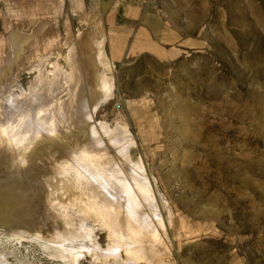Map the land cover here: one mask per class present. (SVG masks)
I'll return each instance as SVG.
<instances>
[{"label": "rangeland", "instance_id": "1", "mask_svg": "<svg viewBox=\"0 0 264 264\" xmlns=\"http://www.w3.org/2000/svg\"><path fill=\"white\" fill-rule=\"evenodd\" d=\"M5 1L0 0V9L14 22L0 16V55L10 51L12 28L30 32L45 19V38L34 51L45 54V75L50 79L61 67L64 77H73L69 52L77 44L84 61L81 46L94 29L100 0H15L17 9ZM118 23L124 24L121 31L113 27ZM101 28L103 34L110 31L103 43L108 56V38L110 44L132 36L138 40L133 53L118 60L110 56L106 74L113 91L93 113L96 125L105 121L116 127L118 121L130 129L129 151L134 161L140 158L158 200L165 225L156 221L161 239L153 246L136 243L145 252L137 264H264V0H118ZM24 54V68L11 83L15 92L30 91L37 74L25 68L38 55ZM79 122L61 132V138L71 132L61 139L69 150L89 145L92 123ZM100 132L109 151L102 157L121 163L116 145ZM1 139L0 189L6 182L2 158L6 166L12 164L8 142L0 134ZM34 148L24 161L34 176L42 177L44 158L64 160L70 154L46 137ZM94 228L106 247V230ZM7 235L0 227V253L12 251L9 263L65 264L36 240L11 245ZM80 264L94 262L86 254Z\"/></svg>", "mask_w": 264, "mask_h": 264}, {"label": "bare ground", "instance_id": "2", "mask_svg": "<svg viewBox=\"0 0 264 264\" xmlns=\"http://www.w3.org/2000/svg\"><path fill=\"white\" fill-rule=\"evenodd\" d=\"M12 1L6 0V5L17 9L18 3ZM100 2L101 9H98L99 4L95 5L96 14L93 13L94 29L81 46L85 47L84 61L80 58V47L77 44L70 46L73 77H64L65 69L59 66L58 71L54 70L56 73L53 71L54 77L47 79L45 75L48 73L45 54L34 52L36 44L46 35L48 22L45 19L36 23L30 32L11 29L8 36L10 51L0 55V112L3 118H0V134L8 142L12 160V164L6 166L2 158L5 171L1 179L5 178L6 182L0 189V227L8 234L11 245L15 241L21 243L24 238L36 240L49 256L65 264H80L86 254L94 264H137L142 260L143 248L136 243L152 242L153 246L160 242L156 221L162 227L165 225L157 212L158 200L147 180L145 168L140 158L133 160L135 156L129 151L134 144L130 129L118 121L116 127H109L105 121H100L101 126L95 123L93 113L113 91L111 78L106 74L111 60L103 46L105 33L101 22L118 5V0ZM0 16L8 24L14 22V17L11 19L3 9H0ZM27 52L38 57L25 70L37 74L30 91L16 88L15 92L11 83L18 77L19 68L25 65L20 63ZM88 72L90 77L84 76ZM3 77H8L9 82L4 84ZM78 91L79 102L76 103ZM82 111L86 120L82 119ZM79 121L85 125L92 123L89 145L83 151L69 150L61 139L70 135L67 132L61 138V132ZM100 129L116 145L115 149L120 151L123 159L120 162L129 165L128 168L112 158L109 162L102 157L108 145L102 139ZM45 137L64 146V151L70 154L61 157L64 160L44 158L41 164L38 162L42 177L34 176L28 167H24V161ZM4 144L1 139L0 146ZM168 211L169 221L173 223L171 210ZM91 217L93 221L95 218V224ZM95 225L106 230L109 240L106 247H102L95 237ZM10 253V250L0 253V264H11L7 260ZM18 264L32 263L18 260Z\"/></svg>", "mask_w": 264, "mask_h": 264}, {"label": "crops", "instance_id": "3", "mask_svg": "<svg viewBox=\"0 0 264 264\" xmlns=\"http://www.w3.org/2000/svg\"><path fill=\"white\" fill-rule=\"evenodd\" d=\"M111 15H113V13L110 14V16ZM113 27H115L117 31H121L118 28L124 27V24L118 23L117 25H114ZM108 32H110V31L106 30L105 34L107 35ZM129 32H133L132 34L135 35L137 31L136 30L134 31L132 29ZM132 38L133 39H130L129 41H126V38H121L120 41L117 44H113V43L110 44L111 40L108 38L106 44H107V47H108L109 55L111 57H113L114 59L118 60L120 58H123V56H126V55H129L130 53H133L134 52V48L137 46V45H135V42H137L138 40H137V38L135 39V37H133V36H132ZM110 56H109V58L111 59Z\"/></svg>", "mask_w": 264, "mask_h": 264}]
</instances>
